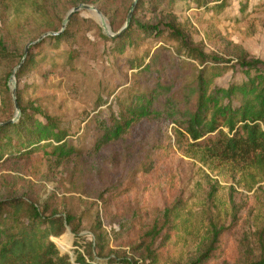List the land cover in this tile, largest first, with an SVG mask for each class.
Wrapping results in <instances>:
<instances>
[{
	"label": "rangeland",
	"instance_id": "1",
	"mask_svg": "<svg viewBox=\"0 0 264 264\" xmlns=\"http://www.w3.org/2000/svg\"><path fill=\"white\" fill-rule=\"evenodd\" d=\"M133 1L0 0L4 47L0 85L16 72L27 44L60 29L73 7L81 3L96 7L114 34L124 27ZM168 11L156 0H144L136 17L144 25H156L167 21ZM173 13L206 55L235 62L234 54L241 48L249 57L264 60V0H214L199 7L177 4ZM68 23L73 35L58 45L47 41L31 50L33 65L13 80L22 101L54 117L81 154L62 162L33 155L1 163L0 200L22 197L47 215L67 216L71 225L51 240L71 262L83 252L85 242H96L102 254L96 258L98 264L113 257L149 264L131 248L143 240L154 221L164 222V211L175 203L191 234L171 237L161 249L162 263L189 264L198 254L194 236L210 217L228 229L219 264L257 260L264 251V181L253 184L242 164L194 157L185 144L178 147L172 125L157 121L135 123L119 141L95 146V134L117 114V102L126 96V89L138 87L131 78L130 61L147 62L158 46L175 52L176 43L140 36L118 53L94 11L79 10ZM241 79L237 71L216 83L226 86ZM7 89L5 102L0 95V121L16 119L10 77ZM103 101L112 109L100 106ZM72 229L78 232L77 239Z\"/></svg>",
	"mask_w": 264,
	"mask_h": 264
},
{
	"label": "trees",
	"instance_id": "2",
	"mask_svg": "<svg viewBox=\"0 0 264 264\" xmlns=\"http://www.w3.org/2000/svg\"><path fill=\"white\" fill-rule=\"evenodd\" d=\"M212 1L156 0V5L170 10L167 21L163 22L164 18L159 22L161 27L159 24L144 25L136 17L144 5V0H137L126 28L108 39L113 42V49L122 53L127 45L137 43L140 36L150 35L175 42L176 46L172 47L175 52L158 46L147 62L142 58L130 61L131 78L138 87L126 89V96L117 102V114L112 115L110 124L100 126L94 143L96 147L115 143L135 123H168L174 127L178 147L185 144L187 151L201 160L210 158L242 164L244 172L256 184L264 181V60L249 57L241 48L234 54L235 62L206 55L173 13L177 4L199 7ZM65 27L31 42L14 73L16 79L33 65L31 50L47 41L58 45L73 35L69 23ZM0 48H4L1 40ZM237 71L242 75L240 81L233 80L226 86L216 83L217 79ZM9 77L10 74L5 76L0 85L4 88L0 87L2 102L8 95ZM15 99L19 116L15 120L0 121V164L33 155L49 156L62 162L81 154L69 138V132L61 129L54 117L32 107L33 104L24 103L17 90ZM102 103L100 106L107 105L112 109L107 101ZM45 213L35 202L22 197L0 200V264L99 263L96 258L102 254L96 242H85L83 252H77L73 262L67 254H62L51 238L61 237L71 221L67 216H57V212ZM162 219V224L154 221L143 240L131 248L133 254L143 261L148 260L149 264H169L161 262V249L171 237H179L186 231L191 234L177 203L164 211ZM227 231L213 218L207 219L203 231L194 236L198 238V254L189 264H219L217 260L225 253L223 237ZM72 233L77 239L78 232L72 229ZM195 233L193 231L192 235ZM262 238L261 232L260 242ZM157 240L160 242L155 245ZM261 247L263 249L262 244ZM100 264L136 262L113 257ZM247 264H264V251L257 260Z\"/></svg>",
	"mask_w": 264,
	"mask_h": 264
},
{
	"label": "water",
	"instance_id": "3",
	"mask_svg": "<svg viewBox=\"0 0 264 264\" xmlns=\"http://www.w3.org/2000/svg\"><path fill=\"white\" fill-rule=\"evenodd\" d=\"M136 2H137V0H134V1H133L132 6H131V8H130V10H129V13H128V15H127L126 23H125L124 27L121 29V31H122L123 29H125L126 26L128 25V23L130 22V19H131V17H132V13H133V11H134V7H135ZM79 10H90V11H94V12L97 14V16H98V18H99V21H100V23H101V26L103 27V29H104V31L106 32V34H107L108 36H110V37H113V36L116 35V34H112V33H110V30H109V28L107 27V24H106V22H105V20H104V18H103V16H102V14H101V12H100L96 7L91 6V5H87V4H79L78 6L72 8V9L70 10V12L68 13V15L66 16V18L63 20L62 29L65 28V26H66V24L68 23V21H69L70 17L72 16V14L75 13V12H77V11H79ZM48 34H49V33L43 34V35L39 38V40L42 39L44 36H46V35H48ZM37 41H38V40H37ZM30 44H32V43L27 44V46H26V48H25V54H24V56L26 55L27 49H28V47H29ZM14 73H15V72L13 71L12 75L10 76V83H11V85L13 86L12 97H13V101H14V107H15V109H16V111H17V114H16V118H17V117L19 116V108H18V106H17L16 99H15V87H14L15 82H14V80H13V79H14Z\"/></svg>",
	"mask_w": 264,
	"mask_h": 264
}]
</instances>
